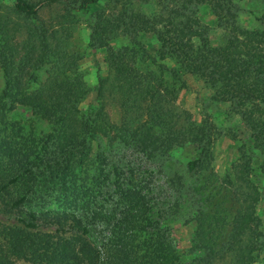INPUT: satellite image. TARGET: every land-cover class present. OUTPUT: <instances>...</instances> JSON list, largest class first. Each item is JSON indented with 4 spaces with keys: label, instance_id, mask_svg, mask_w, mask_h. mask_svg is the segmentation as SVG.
Here are the masks:
<instances>
[{
    "label": "trees",
    "instance_id": "16d2710c",
    "mask_svg": "<svg viewBox=\"0 0 264 264\" xmlns=\"http://www.w3.org/2000/svg\"><path fill=\"white\" fill-rule=\"evenodd\" d=\"M62 1L15 0L16 14L29 22L28 38L19 58L10 38L0 47L5 78L0 107L17 101L48 120L54 129L48 136L51 145L44 144L40 157L18 154L0 141V149L8 157L0 166V203L3 208L24 212L22 224H0V240L5 241L0 243V264H12L10 256L25 258L32 264H173L178 256L168 237H159L152 251L145 244L135 250L123 228L119 235L106 241L92 239L90 224L84 217L46 210V197L56 193L62 196V191L43 193L37 188L40 177L50 175L52 184L60 185L66 195L68 183L73 185L75 179L78 158L90 149L94 137L107 135L111 130L103 104L87 109L81 106L89 89L78 67L79 55L69 47L55 54L49 49L48 35H58L59 31L49 33L41 22L40 9ZM97 1L82 0L78 9L88 10ZM176 1L181 5L170 4L168 13L152 16L131 9L97 14L90 42L103 52L109 76L99 78L96 91L98 97L103 96L105 89L117 94L123 110L119 137L148 159L164 156L178 147L194 146L197 156L186 163V169L202 177L204 182L198 184V189H211V182L218 180L209 170L213 159L212 128L208 120L199 124L190 112L177 105L180 87L170 84L166 75L181 81L183 72L202 79L214 91V97L229 103L231 112L250 130L254 147L264 150V15L255 17L261 27L251 30L240 24L233 0ZM260 1L264 4V0ZM197 2L210 4L220 27L227 32L222 45L213 44L206 25L186 10ZM68 15L59 22V28L67 32L74 23L70 12ZM122 34L130 41L118 47L115 41ZM139 34L155 36L158 50L154 55L141 44ZM54 55L45 83L33 92L22 93L25 67L44 66L54 60ZM166 60L174 65L168 68ZM146 62L153 69L142 68ZM32 75L30 72L29 77ZM239 156L234 179L220 181V197L210 192L212 196L206 197L194 218L195 247L204 254L197 258L200 264H212L227 254L230 264H254L264 253V229L255 213L260 193L250 179L253 171L245 147ZM214 201L217 205H213ZM126 219L124 223H130L129 216ZM41 220L52 221L62 230L71 225L76 235L66 239L42 232L38 224Z\"/></svg>",
    "mask_w": 264,
    "mask_h": 264
},
{
    "label": "rangeland",
    "instance_id": "374dc122",
    "mask_svg": "<svg viewBox=\"0 0 264 264\" xmlns=\"http://www.w3.org/2000/svg\"><path fill=\"white\" fill-rule=\"evenodd\" d=\"M42 1V0H32ZM82 0L57 2L44 5L40 9V18L49 33L58 30V35L50 34L49 49L54 54L68 47L78 56V67L82 72L89 93L81 106L104 105L108 115L111 130L107 135H98L91 140L90 149L78 158L75 179L68 183L69 190L64 195L60 185L54 186L50 175L40 177L37 188L43 193L62 191L60 196L46 197L47 209L60 212H71L79 215L90 224L92 239L108 240L112 235H119L122 230L129 235L133 249L137 250L142 244L152 251L154 243L159 237H168L175 246L178 256L173 264H200L197 258L204 255L202 249L195 247L196 222L194 221L198 210L202 207L206 197L212 193L218 195L220 181L227 177L234 179L236 166L240 160L239 153L245 147L253 171L250 179L260 193V200L256 205V216L264 229V150L254 147L251 132L241 119L231 112L229 103L219 102L214 97V91L198 76L181 72V81L166 75V80L179 88L177 105L191 113L192 118L201 124L208 120L212 128L213 159L210 172L218 180L211 182L212 188L198 189L202 181L199 175H193L186 169V163L194 159L197 149L194 146L178 147L169 154L155 159H148L136 150L133 145L125 144L119 137L118 127L123 121V110L117 94L109 89L104 90L102 97L97 96L99 78L109 76L108 68L104 62L101 49L90 42L92 26L99 12L116 14L131 9L144 12L149 16L169 12L167 6L181 5L176 0H98L88 10L78 9ZM236 13L242 27L246 29H259L260 23L255 17L264 15V4L260 0H233ZM166 5V7H165ZM15 0H0V47L9 42L18 49L17 58L22 54V44L28 38L29 22L15 12ZM172 8V7H171ZM186 9V6H184ZM188 12L198 16L206 25L209 39L215 45H222L227 39V32L220 27V23L208 3L197 2L190 5ZM74 20L70 24L69 32L59 28V22L65 15ZM39 24H42V23ZM7 37V38H5ZM139 40L151 55L158 50V43L152 34H139ZM130 37L120 35L115 44L118 47L127 45ZM60 52V53H61ZM55 61L44 66H26L22 93L37 90L47 80ZM168 68L174 64L166 60ZM142 68L153 69L146 62ZM32 68V69H31ZM32 72V78L29 73ZM5 87L3 68L0 65V94ZM54 133L53 125L35 113L30 107L17 101H9L0 107V141L7 143L10 149L18 154H30L40 157L44 152L43 146L51 145L49 135ZM0 149V166L8 160L7 154ZM233 192V189H231ZM213 194V195H214ZM231 195V194H230ZM232 196V195H231ZM218 201V198L216 199ZM217 205L214 201L213 205ZM213 205L210 207L213 208ZM0 224L19 225L24 212L17 208H3L0 203ZM44 210V211H46ZM127 216L130 223L125 222ZM146 221H151L149 225ZM42 232L52 233L57 237L69 238L76 235L71 225L64 230L52 221H38ZM118 232H114L117 226ZM121 228H123L121 230ZM146 229V231H141ZM3 239L0 243H4ZM5 247V244H4ZM145 247V249H146ZM144 249V250H145ZM141 251V250H139ZM141 253V252H140ZM12 264H32L29 260L10 256ZM212 264H230V256L214 261ZM254 264H264V253H261Z\"/></svg>",
    "mask_w": 264,
    "mask_h": 264
}]
</instances>
